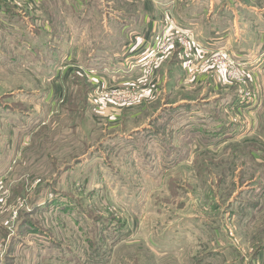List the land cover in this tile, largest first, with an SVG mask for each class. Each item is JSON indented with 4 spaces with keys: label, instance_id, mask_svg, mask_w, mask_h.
<instances>
[{
    "label": "rangeland",
    "instance_id": "374dc122",
    "mask_svg": "<svg viewBox=\"0 0 264 264\" xmlns=\"http://www.w3.org/2000/svg\"><path fill=\"white\" fill-rule=\"evenodd\" d=\"M53 1L57 4L10 0L3 6L32 23L36 8L43 16L60 14L62 8ZM141 1L106 0L104 7L87 0L82 7L74 0L75 17L85 9L90 13L89 28L80 39L90 40L91 52L80 49V58L101 45L102 10L140 11ZM36 22L40 26L45 21ZM106 26L116 34L117 14L107 16ZM174 32L167 30L154 39L156 45L170 37L174 42L159 51L148 73L121 82L116 78L111 87L112 82L87 80L76 72L64 85L65 97L54 106L30 95L33 88L16 60L4 65L7 73L0 74V89L5 94L0 101L27 111L20 120H11L23 122L21 132L29 134L18 133L22 160L12 150L8 162L0 163L7 168L0 177V264H62L69 248L85 264H210L216 257L217 264H227L235 251L238 264H264V116L255 117L254 128L263 122L255 135L208 150L194 145L193 137L183 141L177 130L182 117L172 106L183 98L206 97L215 83L217 89L251 95L252 83L258 89L261 80L248 72L241 81H229L224 66L205 64L210 56L183 46ZM41 36L58 43L71 34ZM3 38L0 32V42ZM8 53L13 55V50ZM207 74L214 78L197 81ZM123 89L137 90L140 99L117 103L114 91ZM41 91L46 94L45 86ZM159 132L164 146L153 141ZM233 217L243 224L231 225L228 219ZM193 221L197 227L191 226ZM202 221L212 229L209 240L198 243L194 235ZM37 232L43 242L32 239ZM158 244L168 248L166 254L152 251Z\"/></svg>",
    "mask_w": 264,
    "mask_h": 264
},
{
    "label": "crops",
    "instance_id": "0c3cea01",
    "mask_svg": "<svg viewBox=\"0 0 264 264\" xmlns=\"http://www.w3.org/2000/svg\"><path fill=\"white\" fill-rule=\"evenodd\" d=\"M73 1L57 0V4L53 1L55 7L62 8L56 18L48 14L43 16L41 10L36 8V11L32 13L34 20L31 23L28 18L26 21L25 17L16 18L15 14L7 10L10 8L8 5L3 6L10 0H0V32L4 37L0 42V74L7 73L4 67L8 65L4 66L5 64L17 61L18 68L19 65L21 67L19 70L24 73V81L33 88L30 95L43 97L44 102H50L54 106L57 100L61 101L65 97L63 95L65 91L62 92L66 87L64 85L69 79H73L76 72L79 75L82 74L87 80L94 81L92 80L94 78L103 84L112 82L111 87H114L113 81L116 78L121 82L128 77L135 78L139 74L148 73L149 68L142 64V58L147 55L144 53L154 42L156 43L154 39L167 30L182 29L191 32L206 52L224 50L232 53L236 60L244 64L255 80H261L258 89L255 81L252 83L253 92L248 100H242V92H238L237 89L229 87L217 89L219 85L217 86L216 83L211 86L212 89L206 97L178 100L172 106H177L176 109L182 117L177 130L184 138L183 141L186 142L193 137L194 145L204 146L208 150L216 147L224 148L233 142H240L250 135H255L256 129L263 125L264 121L254 128L255 117L264 116V0H142L143 9L140 11L117 9L116 13L104 9L101 11L99 23L103 28L101 45L92 47V50H95L91 54H89L90 40L80 39L89 28L90 13L87 12L88 9H85V12L78 16L79 20L75 17ZM77 1L83 7L87 0ZM97 1L103 3L104 7L108 4L106 0ZM113 14H117L116 34H113V31L106 26L107 16L111 17ZM37 18L38 21L43 18L45 22H41L38 26ZM42 32H48L51 35L71 34V37L64 36L62 41L60 38L56 43L54 38H48V41L42 39ZM75 35L79 36L75 38ZM114 37L117 38L116 42L113 41ZM80 49L90 50L86 60L84 57L80 58ZM11 50L13 55L8 53ZM174 63L172 60L171 64ZM179 68L181 69L180 65ZM148 76L152 79V75L148 74ZM182 77H184L183 72ZM213 78L212 75H201L197 81L204 82ZM182 80L184 79H178L179 82ZM197 81L196 83H199ZM44 86L47 89L46 94L41 91ZM3 94L5 93L0 89V97ZM23 94L25 91L21 95ZM129 110L128 108L126 111ZM120 112L117 113L119 116ZM26 114L27 111L12 108L8 102L0 101V140L5 138V148H0V163L8 162L12 150L14 156L22 160L20 146L17 147V144L21 137H27L29 133L21 132L26 128L23 122H17L11 118L20 120L19 116ZM19 132L22 134L18 140ZM153 141L160 142L163 146L165 143L160 132L154 136ZM188 142L191 145V141ZM6 169L3 165L0 166V177L4 176ZM228 221L233 226L235 222L243 224L241 220L236 221L234 217ZM197 224L198 222L193 221L191 226L197 227ZM207 224L205 221L199 223L198 230L195 231L197 235H194L195 242L209 240L208 230L212 229V226ZM212 233H217V229ZM241 233L246 234V231L241 230ZM231 236L236 237L233 233ZM31 237L36 242L38 240L43 242L44 236L33 234ZM133 242L132 244H137L139 241ZM150 243L155 244V241L150 239ZM40 246L42 248V245ZM154 249L152 250L154 253L162 255L166 254L168 248L158 244ZM214 250L216 251L217 248ZM71 251V248L67 249V254L65 253L63 257L60 253V258H63L62 264H76L75 259H69ZM222 251L225 250L222 249ZM261 253L259 252V256ZM215 254L217 253H214V256H217ZM236 254L235 251L234 259L227 260V264H238ZM259 256L255 258L258 259ZM244 257L248 262L247 255ZM216 258H213L214 262L209 263L217 264Z\"/></svg>",
    "mask_w": 264,
    "mask_h": 264
},
{
    "label": "built area",
    "instance_id": "2783aa9c",
    "mask_svg": "<svg viewBox=\"0 0 264 264\" xmlns=\"http://www.w3.org/2000/svg\"><path fill=\"white\" fill-rule=\"evenodd\" d=\"M176 39L182 44L183 46H189L193 50L201 52L205 55L210 56V58L205 60V64H210L211 61L215 65L224 66V71L227 79L229 81H241L246 77L248 73V69L244 66L243 63L236 60L235 56L232 53H229L224 50H215L211 52H206L198 40L192 35L191 32L185 31L182 29L175 30ZM174 39L170 37L166 40H162L159 42L158 45H152L145 53L142 58V64L148 68L155 62L157 54L160 50L167 48L168 46L171 47L173 45ZM141 63V59H140ZM142 91H145L142 89ZM115 98L117 99V103L119 104H126V103H133L138 101L140 98V93L137 90L132 89H123L114 91ZM242 100H248L251 98L249 92L245 91L242 92ZM1 186V181H0ZM1 188V187H0Z\"/></svg>",
    "mask_w": 264,
    "mask_h": 264
},
{
    "label": "trees",
    "instance_id": "16d2710c",
    "mask_svg": "<svg viewBox=\"0 0 264 264\" xmlns=\"http://www.w3.org/2000/svg\"><path fill=\"white\" fill-rule=\"evenodd\" d=\"M34 231V230H33ZM33 234H40L39 232H37V233H33ZM32 234V235H33ZM40 235H42V234H40ZM69 259H71V260H74V259H76L75 261H76V264H79V257L77 258V255H75V253L73 252V251H71V253L69 254ZM70 260V261H71ZM74 261V262H75Z\"/></svg>",
    "mask_w": 264,
    "mask_h": 264
}]
</instances>
